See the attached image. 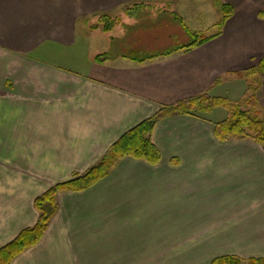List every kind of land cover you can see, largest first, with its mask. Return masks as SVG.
<instances>
[{"label":"crops","instance_id":"crops-1","mask_svg":"<svg viewBox=\"0 0 264 264\" xmlns=\"http://www.w3.org/2000/svg\"><path fill=\"white\" fill-rule=\"evenodd\" d=\"M163 1L0 0V247L35 224L36 197L83 173L161 106L239 83L244 93L234 74L264 57V0H221L234 9L221 34L187 52L144 63L125 54L96 62L103 46L89 55L94 39H108L90 28L97 14ZM259 99L264 106V80ZM216 118L163 119L151 133L156 164L123 158L88 189L58 192L43 236L10 264L264 258V147L219 141Z\"/></svg>","mask_w":264,"mask_h":264},{"label":"trees","instance_id":"trees-1","mask_svg":"<svg viewBox=\"0 0 264 264\" xmlns=\"http://www.w3.org/2000/svg\"><path fill=\"white\" fill-rule=\"evenodd\" d=\"M139 5L141 4L136 3L124 8L123 14L131 16L133 9ZM213 5L220 13V19L213 26L210 33L191 31L182 23V18L174 11L171 12L175 16L174 19L181 23L188 36L186 43L175 44L173 47L157 54L139 57L136 53H128L124 57H130L137 63H144L157 57L190 51L216 38L221 34L225 21L233 15L234 9L221 0H215ZM258 17L264 19V9L258 13ZM96 19V23L91 24L90 28L100 29L103 33L111 32L119 22V16L111 17L109 14H97ZM94 60L102 63L110 60V57L107 53H102L96 55ZM234 75L235 78L245 83V91L240 99L232 101L222 96H211L209 90H207L176 103L163 105L152 117L141 121L124 132L111 144L100 160L83 173L55 184L36 197L34 207L38 213L37 221L33 226L21 230L15 238L0 247V264H10L16 256L38 243L46 231L50 219L56 213V194L58 192H80L88 189L106 177L123 158L130 157L156 164L160 159V154L152 143L151 133L155 125L163 119L177 116L202 117L201 113L208 114L215 108H223L226 110V116L213 123V134L219 141L249 139L264 147V106L259 99V90L262 80H264V57L255 66ZM224 81V79L218 77L214 80L212 87ZM210 264H264V258L241 260L234 256H223L215 258Z\"/></svg>","mask_w":264,"mask_h":264},{"label":"rangeland","instance_id":"rangeland-1","mask_svg":"<svg viewBox=\"0 0 264 264\" xmlns=\"http://www.w3.org/2000/svg\"><path fill=\"white\" fill-rule=\"evenodd\" d=\"M214 1L168 0L167 2L151 3L145 12L141 10L134 17L123 15V13L118 15L117 13L110 14L111 17L119 16V22L109 33H101L100 29H94L98 31L94 33L96 36L108 38V42L106 41L105 43L104 39L98 46L97 40L94 39L91 42L93 49L89 52V55L93 52L95 53L97 47L102 48L100 46H103L104 50L101 52H106L110 59L128 53H136L139 57H143L161 53L175 44L186 43L188 36L183 30L181 23L174 19L175 16L171 13L174 11L178 16L182 17V23L185 26L191 30L208 34L212 30L210 27L220 19V13L213 5ZM139 9H133L134 14ZM142 9L144 10V8ZM164 10L170 11V13L166 14ZM96 20L94 21L95 23ZM94 22H91V24H94ZM59 63L69 69H81V66L76 65L74 62L61 60ZM242 89L243 83H239L235 87L220 89V91H222V97L236 101L242 97L243 94L240 97L237 96L239 93L241 94ZM200 115L209 118L217 117L216 119L221 120L226 116V110L215 108L208 114L201 113Z\"/></svg>","mask_w":264,"mask_h":264}]
</instances>
